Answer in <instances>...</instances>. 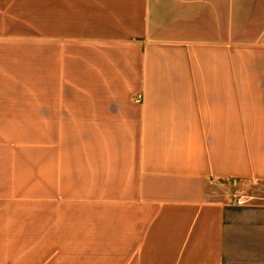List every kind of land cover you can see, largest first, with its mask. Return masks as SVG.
I'll return each mask as SVG.
<instances>
[{"label":"crops","instance_id":"0c3cea01","mask_svg":"<svg viewBox=\"0 0 264 264\" xmlns=\"http://www.w3.org/2000/svg\"><path fill=\"white\" fill-rule=\"evenodd\" d=\"M31 75L0 264H264V0H0V90Z\"/></svg>","mask_w":264,"mask_h":264},{"label":"rangeland","instance_id":"374dc122","mask_svg":"<svg viewBox=\"0 0 264 264\" xmlns=\"http://www.w3.org/2000/svg\"><path fill=\"white\" fill-rule=\"evenodd\" d=\"M28 84V85H27ZM20 86H23L22 90H0V99H11V100H22L23 102H28L27 104H30L32 106V108L34 107V109L36 110V104H37V91H36V76L35 75H31V79L29 81V83H20ZM9 86V83L5 84V85H1L0 83V87H6ZM30 87V88H34V90L31 89H24V87ZM27 107H22V110H25ZM33 116H31V118H36V112H32ZM25 118V117H22ZM20 127L23 126V128H20L23 133L24 132H29V134H31V137H36L37 135V122H29V123H23V124H19ZM16 130V129H15ZM25 134V133H24ZM36 140V139H35ZM83 139H67V137L63 136V144H62V148H63V153L64 154V158L67 157V154L69 153L71 147H76L78 141L82 142ZM36 143H31V145L33 146Z\"/></svg>","mask_w":264,"mask_h":264}]
</instances>
